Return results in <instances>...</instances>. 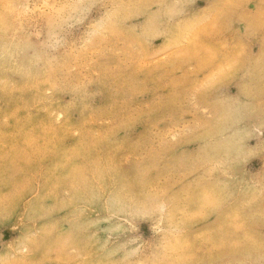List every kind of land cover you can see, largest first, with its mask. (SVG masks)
Listing matches in <instances>:
<instances>
[{"label":"rangeland","instance_id":"rangeland-1","mask_svg":"<svg viewBox=\"0 0 264 264\" xmlns=\"http://www.w3.org/2000/svg\"><path fill=\"white\" fill-rule=\"evenodd\" d=\"M0 201V255L264 264V0H0Z\"/></svg>","mask_w":264,"mask_h":264},{"label":"clouds","instance_id":"clouds-1","mask_svg":"<svg viewBox=\"0 0 264 264\" xmlns=\"http://www.w3.org/2000/svg\"><path fill=\"white\" fill-rule=\"evenodd\" d=\"M148 210L155 212L159 210V206L153 205ZM7 211V203L0 201V217L4 216ZM137 211L135 205L132 203L117 202L114 214L121 215L125 223H130L137 214ZM8 249L9 251L5 255H0V264H163V262L160 261H145L133 258H125L124 260L109 259L105 261H87L68 258L45 261L34 255L35 248L33 247L31 237H27L15 245H8ZM61 251L65 256L72 257L74 249L61 246Z\"/></svg>","mask_w":264,"mask_h":264}]
</instances>
